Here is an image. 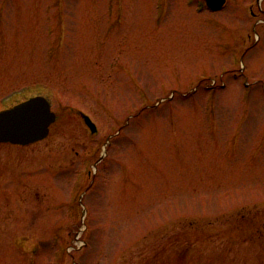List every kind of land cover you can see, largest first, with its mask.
<instances>
[{
  "label": "rangeland",
  "instance_id": "rangeland-1",
  "mask_svg": "<svg viewBox=\"0 0 264 264\" xmlns=\"http://www.w3.org/2000/svg\"><path fill=\"white\" fill-rule=\"evenodd\" d=\"M200 3L0 0V107L58 114L0 143V264H264V23Z\"/></svg>",
  "mask_w": 264,
  "mask_h": 264
},
{
  "label": "water",
  "instance_id": "water-1",
  "mask_svg": "<svg viewBox=\"0 0 264 264\" xmlns=\"http://www.w3.org/2000/svg\"><path fill=\"white\" fill-rule=\"evenodd\" d=\"M215 9L221 8L226 0H207ZM57 119L51 101L43 95L34 96L11 108L0 111V142L27 145L48 136L50 126ZM87 123L93 131L96 125L89 116Z\"/></svg>",
  "mask_w": 264,
  "mask_h": 264
},
{
  "label": "flooded vegetation",
  "instance_id": "flooded-vegetation-1",
  "mask_svg": "<svg viewBox=\"0 0 264 264\" xmlns=\"http://www.w3.org/2000/svg\"><path fill=\"white\" fill-rule=\"evenodd\" d=\"M230 0H227L225 5L219 9V10H211L214 12L221 11L227 7ZM256 3L251 6V19L253 21V25L259 26L260 24L264 23V0H255ZM203 3L206 5V0H203ZM259 3H261V6L259 7Z\"/></svg>",
  "mask_w": 264,
  "mask_h": 264
},
{
  "label": "trees",
  "instance_id": "trees-1",
  "mask_svg": "<svg viewBox=\"0 0 264 264\" xmlns=\"http://www.w3.org/2000/svg\"><path fill=\"white\" fill-rule=\"evenodd\" d=\"M45 248H46V246L42 245L39 248V250L37 251V254L36 255L38 256V259L41 260V262L43 260L44 264H53L52 263V260L54 259V256H55V250L54 249H51V251L48 254V258H47V259H49V261H46V258L44 257V255H45L44 254V249ZM62 251H65V249H62Z\"/></svg>",
  "mask_w": 264,
  "mask_h": 264
},
{
  "label": "bare ground",
  "instance_id": "bare-ground-1",
  "mask_svg": "<svg viewBox=\"0 0 264 264\" xmlns=\"http://www.w3.org/2000/svg\"><path fill=\"white\" fill-rule=\"evenodd\" d=\"M256 27H258V26H256Z\"/></svg>",
  "mask_w": 264,
  "mask_h": 264
}]
</instances>
